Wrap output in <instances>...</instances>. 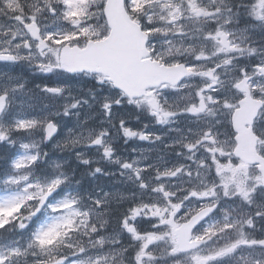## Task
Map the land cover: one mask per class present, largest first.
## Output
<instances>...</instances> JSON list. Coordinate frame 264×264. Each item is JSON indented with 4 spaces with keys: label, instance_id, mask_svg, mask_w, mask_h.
<instances>
[{
    "label": "snow or ice",
    "instance_id": "snow-or-ice-1",
    "mask_svg": "<svg viewBox=\"0 0 264 264\" xmlns=\"http://www.w3.org/2000/svg\"><path fill=\"white\" fill-rule=\"evenodd\" d=\"M0 264H264V0H0Z\"/></svg>",
    "mask_w": 264,
    "mask_h": 264
}]
</instances>
